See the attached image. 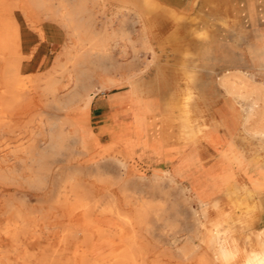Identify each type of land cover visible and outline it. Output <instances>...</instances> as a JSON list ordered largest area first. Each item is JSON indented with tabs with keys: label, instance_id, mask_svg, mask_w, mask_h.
<instances>
[{
	"label": "bare ground",
	"instance_id": "6f19581e",
	"mask_svg": "<svg viewBox=\"0 0 264 264\" xmlns=\"http://www.w3.org/2000/svg\"><path fill=\"white\" fill-rule=\"evenodd\" d=\"M9 4L0 0V7L7 12L0 16V264H173L167 250L158 248L155 235L159 231L160 237L174 242V208L166 215L168 209L138 197L145 182H149V193L158 194L164 179L152 170L149 177L143 175L150 170L143 169L139 160L151 163L159 151L154 142L157 119L152 118L153 98L138 97L134 74L126 75L123 83L131 84L129 117L115 122L106 116L100 133L110 132L112 136L102 140L93 128L90 106L96 95L92 58L105 42L98 45L92 36L90 17L82 21V14L87 12L84 4L80 0H16L11 7ZM143 4L152 10L151 0H143ZM127 5L121 9L132 10ZM14 9L23 13L30 26H37L46 17L67 31L73 42L67 57L74 73L67 75L66 83L45 74L23 72L30 56L24 53L22 29ZM134 17L147 29L145 13L136 11ZM223 81L230 94L238 93L228 78ZM109 82L101 80L98 89L111 86L113 79ZM72 83L73 90L68 91ZM248 95L252 98L246 122H254L255 133L264 136V95L257 87ZM48 107H56L58 112L50 113ZM160 121L170 125L172 118L163 115ZM121 128L128 131L115 132ZM199 133L187 140L197 139ZM97 155L105 164L95 161ZM236 160L241 161L238 156ZM61 161L66 164L59 166ZM107 161L122 171L131 170V177L122 173L116 183L119 191L111 189L114 183L107 175ZM198 167L191 177L192 192L174 178L166 179L187 202L200 206L194 209L198 228L180 253L183 258L197 255L196 264H233L242 253L238 236L231 226L223 228L229 216L222 215L207 225L211 210L221 209L222 198H211L206 186L212 187L214 196L224 185L226 197L231 199L239 188L253 192L251 183L257 186L253 193L261 197L264 184L259 178L240 184L221 173L208 179L202 174L205 167ZM49 188L50 200L46 193ZM160 215L162 225L152 222V217L160 220ZM108 221L117 227L109 226ZM256 236L259 238L260 233ZM259 247L242 264H264V243ZM201 249L204 251L199 253ZM107 253L109 258L103 256Z\"/></svg>",
	"mask_w": 264,
	"mask_h": 264
},
{
	"label": "rangeland",
	"instance_id": "374dc122",
	"mask_svg": "<svg viewBox=\"0 0 264 264\" xmlns=\"http://www.w3.org/2000/svg\"><path fill=\"white\" fill-rule=\"evenodd\" d=\"M7 1L9 3V0ZM80 1L87 11L82 14V21L90 17L92 36L98 45L105 42V47L99 46L92 58L91 79L95 85L96 95L91 102L90 110L94 129L107 116L105 101L115 92L131 90L130 83L118 85V87L109 85L105 89H98L101 80L111 72L115 74L120 70L127 75L134 74V81L138 87L136 95L140 98L144 95L153 97L161 92L159 96H162L166 102L165 107L162 106L165 109L159 108L161 103L158 99L153 98L152 101L154 113L152 118L157 119L155 128L163 115L171 116V123L177 125V128H174L178 129L185 139L196 135V126L202 121L199 114L200 93L204 91L210 94L208 108L211 114L221 106L225 99L230 103L231 113L234 112L235 107L239 109L240 115H228L226 112L220 115L224 123L240 126L237 136L245 156L243 158L239 155H226L225 150L223 153L227 158L228 172H221L220 166L205 167L203 176L211 179L214 174L221 173L224 177L234 178L232 169L236 167L242 171L248 182L250 178L254 181L259 178L264 184V136L255 133L254 122V124L246 122L252 98L248 93L257 87L264 95V0H165L171 3L172 7L175 6L174 11L167 14L171 17L170 20L154 18L155 13L160 10L164 11V9L151 0L153 4L151 11L145 4H142L140 9L141 13L146 14L147 29H144L142 22H138L134 17L137 11L136 3L130 6L124 4L132 8L128 10L121 9L124 5H121L120 0ZM15 14L22 29L24 53L30 56L24 64L23 72L31 76L45 74L66 83L67 75L74 73L67 57V52L73 46L67 31L46 17H43L42 21L36 24L37 26H30L21 11L16 10ZM156 28L164 29V31L175 29V31L170 36L157 37L150 34ZM144 39H146V44L143 43ZM140 48L143 50H139ZM174 48L177 50L174 51ZM114 64L123 66L118 69L114 68ZM104 70H108V73ZM165 72L178 74L181 77L180 81L171 82L174 79L163 76ZM224 78H228L230 85L237 88V94L233 95L227 91ZM73 87L72 83L68 91H72ZM130 103L129 100V105ZM195 108H198L197 112ZM127 109L129 110L130 107L128 106ZM47 110L50 113L58 112L56 107H48ZM160 113L162 115L158 117L157 114ZM199 134L205 136L203 132ZM237 156L241 161L236 160ZM95 161L105 164V159L101 155H97ZM107 162H109L107 175L114 183L111 189L119 191L116 183L120 180L122 173L131 177L132 174L129 173L131 170L122 171L116 163ZM65 164L66 161H61L59 166ZM151 173V171H146L142 174L149 177ZM250 186L255 192L256 184L251 183ZM148 187L149 182H145L142 186L144 192L137 196L146 201L154 200L160 204L158 207L168 209L165 211L166 215L169 214L171 208H174L171 211L175 216L174 224L176 225L172 232L175 236L174 242L164 236L160 237L159 231H156L158 248L167 250L173 264H196L197 255L183 258L180 249L185 243V237H190L198 228L194 221V209L199 210V204L195 201L187 202L178 188L171 190L164 180L160 181L158 194L149 193ZM206 187L211 198L214 197L212 187L209 185ZM225 190L226 187L223 185L220 192H224V197H226ZM49 191L50 188L46 191L48 195ZM173 191L176 194H173ZM248 192H250L249 189ZM248 192L239 188L236 193H233L231 199L226 197L220 210L211 211L207 220V225L210 226L211 221L218 217L229 216L223 228L231 226L235 230L239 247L242 250L241 256L233 264H242L245 257L256 248L251 241V222L245 219H257L255 218L256 203L259 201L257 195L252 191L251 195ZM208 193L206 195L209 197ZM51 198L52 196L49 195L48 199ZM48 208L49 201L44 206L45 210ZM165 212L159 211L161 215ZM161 215L160 220L152 217V222L162 225L164 222L161 220ZM58 221L62 222V219ZM108 225L113 228L117 227L112 221H108ZM242 236L245 237L242 238ZM203 251L204 249H201L199 253ZM103 256L109 258L108 253ZM208 258L212 259L211 253L208 254ZM209 264L218 263L210 261Z\"/></svg>",
	"mask_w": 264,
	"mask_h": 264
},
{
	"label": "crops",
	"instance_id": "0c3cea01",
	"mask_svg": "<svg viewBox=\"0 0 264 264\" xmlns=\"http://www.w3.org/2000/svg\"><path fill=\"white\" fill-rule=\"evenodd\" d=\"M111 2L114 3V1H111ZM128 2L129 4L136 3L137 11L142 12L140 11V9H141V5L143 4V0H120L121 5H124L125 3H128ZM154 2L155 4H157V6H160L162 9H164V11L160 10L159 12L155 13L154 18L160 19V20H170L171 17H169L167 14L171 13V11H174L173 9H175V6L172 7L171 3L165 0H154ZM9 3L11 7L13 4L12 0H9ZM16 10L17 9H14L13 11V15L15 17H16V14H15ZM1 11L3 10L0 7V16L1 15L5 16L7 14V12L3 11L2 13ZM185 14H188V13H185ZM153 30L154 31L151 32L150 34L157 36V37L170 36L171 34H174V31H175V29L164 31V29L162 30L159 28H156ZM139 34H142V33H139ZM146 34H149V33H146ZM143 35H145V33H143ZM139 50H143V49L140 48ZM173 50L175 51L177 49L174 48ZM119 64H114L113 65L114 68L119 69L121 66H123ZM126 75L127 74L118 70V72H116L115 74L111 72V74L106 75L105 80H106V83H110L109 80L110 78H112L113 79V83H111L112 86L125 85L127 83L124 84L123 82H125L126 80L124 78ZM164 75L169 76L170 78L174 79L171 82L178 83L181 78L178 74H175L173 72H170L169 74L165 72L163 76ZM166 82L169 83L168 81ZM200 94H201V99L200 98L199 99L201 101V108L199 110L200 112L199 114L202 118V121L197 124L196 133L200 131V132L205 133V136L201 135L193 141H188L187 139H185V137H182L178 129L174 128V127L177 128V125H174L172 123L170 125H164L162 124L160 120H158V126L154 130L156 132L154 142L159 147V151L158 153L153 155V161H150L151 163L149 162L146 163L142 161L141 159H139L140 163L143 164V169L154 171L161 178H164L163 180L165 182H167L166 179L168 177L174 178L180 184L187 187L191 192H192L191 177L193 173L197 171L196 167L200 165H202L203 167H208V168L212 166H215V167L220 166L219 170L221 172H228L229 167L226 165V161H227L226 155L227 154L231 156L239 155L243 158L245 156V153L243 152V149L239 144V139L237 136L238 131H240V128H239L240 126L238 124L234 125V124L224 123L222 115H220L223 112L224 113L226 112V114L228 115H240L239 109L235 107L234 112L232 111L233 113H231L230 111L231 107L229 105L230 103H228L225 99L221 103V106L218 107L215 112H213L214 114L213 113L211 114L208 108L210 94L204 91L201 92ZM159 95H161V92ZM159 95H156L153 97L152 96L145 97L144 95V97H141V98H156L160 101L161 106H165L166 102H164V100L162 99V96H159ZM130 98H131V90H129L128 92H124V91L115 92L113 95H111L105 101V104L107 106V112H106L107 117L115 122L116 121L121 122V120L125 117L128 118L130 109L128 110L127 108L128 106L130 107L132 105L131 103L129 105ZM195 109L197 112L198 108H195ZM157 115L158 117H160L161 114H157ZM214 115L216 116V118H212L214 117ZM107 117L105 118V120H103L102 123L106 121ZM102 123H100L97 126V128L95 129V132L99 135V138L101 137L102 140H108L112 136V133L110 132L100 133L99 128ZM127 131L128 130L124 128L115 129V132H127ZM225 150L227 152L226 155L225 153H223V151ZM155 159H157V161ZM248 162L249 161H247V163ZM232 171L234 174L233 182L236 181L237 183H240V184L249 183L246 176L243 175L242 171L239 168L234 167ZM169 187L171 190L173 188L174 190H177L175 187H172V186H169ZM170 194L172 195V192H170ZM173 194H176V192L173 191ZM224 196H225L224 192H217L214 195V198H222L221 206H223V202L226 200V197ZM258 201L259 203L258 202L256 203L257 214H255V218L257 219L250 221L252 225L251 241H252V244L256 246L255 248L256 251H259L260 249L259 244L261 242L264 243V193L261 194V197L258 196ZM211 211H216V210L212 209ZM185 227H188V226H185ZM259 233H260V237L258 238L256 235ZM244 237L245 236H242V238ZM189 238L190 237H187V236L185 237L186 240L184 244L187 243Z\"/></svg>",
	"mask_w": 264,
	"mask_h": 264
}]
</instances>
